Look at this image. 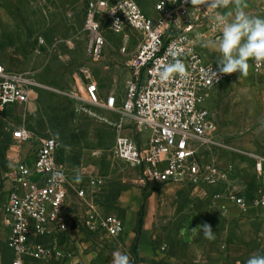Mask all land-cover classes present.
<instances>
[{
    "label": "rangeland",
    "instance_id": "374dc122",
    "mask_svg": "<svg viewBox=\"0 0 264 264\" xmlns=\"http://www.w3.org/2000/svg\"><path fill=\"white\" fill-rule=\"evenodd\" d=\"M136 1L147 15L157 16L155 8L160 0ZM245 2L250 16L264 18L263 2ZM85 6L86 0H0V62L12 72L27 73L34 81L29 103L0 116V205L14 156L7 127L12 122L23 123L35 137L54 136L59 140L58 160L76 184L88 185L92 176L99 178L100 185L89 192L86 201L71 191V212L80 213L94 205L126 221L120 197L128 190L141 189L143 205L135 232L138 238L149 201L156 253L150 264H245L250 255L264 254V207L253 205L243 213L228 196L229 192L238 193L252 203L264 195V67L257 70L250 60L247 77L228 75L207 102L217 116L216 140L222 144L214 149L218 174L227 170L228 176H220L215 184L143 183L138 168L114 155L119 134L136 136L131 118L77 102V96L84 94L87 79L81 69L86 66L103 94H125L129 60L139 35L132 29L114 33L107 24L103 54L97 60L90 59L84 31ZM231 11L233 6L229 5L221 14ZM221 29L216 19L204 18L190 36L195 48L216 66L220 53L204 44L214 41ZM119 122L124 124L123 129L118 128ZM149 134L144 130L141 137ZM27 149L25 146L23 151ZM259 159L261 171L256 168ZM224 208L230 212L223 213ZM203 223L212 226L215 239L192 232ZM71 236L85 241L87 249L82 254L90 258L84 263L77 257L76 264H111L114 252L125 253L122 235L110 238L81 227ZM13 256L0 239V264H11ZM27 264L46 263L29 260ZM133 264L139 261L134 259Z\"/></svg>",
    "mask_w": 264,
    "mask_h": 264
},
{
    "label": "built area",
    "instance_id": "2783aa9c",
    "mask_svg": "<svg viewBox=\"0 0 264 264\" xmlns=\"http://www.w3.org/2000/svg\"><path fill=\"white\" fill-rule=\"evenodd\" d=\"M155 9L157 16L153 17L136 0H86L84 31L90 59L97 60L103 54L107 24L118 34L132 29L140 40L129 60V79L122 97L116 92L103 94L86 66L81 72L87 82L77 102L131 118L137 137L119 134L114 155L138 168L143 183H218L220 176H228V171L218 174L214 149L222 144L216 140L217 116L207 102L228 75H221L216 82L211 68L218 71V66L195 48L190 36L200 20L216 19L222 9L193 8L190 0H160ZM174 50L187 74L162 81L158 72L173 62ZM254 66L260 70L264 62L254 61ZM33 86L27 73L12 72L0 62V116L29 103ZM117 126L123 129L124 124L119 122ZM7 130L12 143L21 146L13 154L0 205V222L7 229L5 242L14 254L11 264H27L29 260L76 264L87 245L76 241L72 232L84 227L92 234L110 238L124 233V219L116 214H105L94 205L80 213L69 210L71 191L86 201L89 192H95L101 182L92 176L88 185L76 184L68 168L58 160L60 142L56 137H35L23 123L12 122ZM144 130L150 133L148 137H141ZM25 146L28 149L24 152ZM256 168L262 170V161H257ZM228 196L243 213L253 205L264 207V195L252 203L238 193L229 192Z\"/></svg>",
    "mask_w": 264,
    "mask_h": 264
},
{
    "label": "clouds",
    "instance_id": "9594fccd",
    "mask_svg": "<svg viewBox=\"0 0 264 264\" xmlns=\"http://www.w3.org/2000/svg\"><path fill=\"white\" fill-rule=\"evenodd\" d=\"M189 2V0H185ZM194 7L205 6L210 10H217L233 6V11L227 15L217 14V21L222 25L221 34L214 41L205 42V47H212L220 53L216 60L218 71H213L211 75L216 82L221 75L239 73L241 76L249 75L250 64L253 60L257 64L264 62V18L250 16L245 9V0H190ZM231 17V19H229ZM173 62L167 64L158 72L162 81L172 79L173 75L186 76V67L179 59L178 51H172ZM56 175H59L58 173ZM56 177L54 176V179ZM77 180L80 177L77 176ZM194 233H202L205 239H215V232L208 223L197 225L191 229ZM111 264H133L132 258L119 251L113 253ZM245 264H264V254H252Z\"/></svg>",
    "mask_w": 264,
    "mask_h": 264
},
{
    "label": "crops",
    "instance_id": "0c3cea01",
    "mask_svg": "<svg viewBox=\"0 0 264 264\" xmlns=\"http://www.w3.org/2000/svg\"><path fill=\"white\" fill-rule=\"evenodd\" d=\"M249 2L253 4L261 2L264 3V0H249ZM119 203L126 210L127 218L126 221L124 219L125 230L122 234L124 240L123 251L130 257L132 256V260H138L139 264H150V261H152L156 257V253L151 239L149 222L151 210L149 201H147L145 206V215L138 238L135 229L137 226L139 211H141L143 205V194L141 192V189L136 188L124 192L120 197ZM222 211L223 213L230 212V210H226V208L222 209ZM6 232V227L0 222V239L6 241ZM87 256L88 255L84 256L82 253H80L78 255V260L84 261V263H86L88 259H90L87 258Z\"/></svg>",
    "mask_w": 264,
    "mask_h": 264
},
{
    "label": "bare ground",
    "instance_id": "6f19581e",
    "mask_svg": "<svg viewBox=\"0 0 264 264\" xmlns=\"http://www.w3.org/2000/svg\"><path fill=\"white\" fill-rule=\"evenodd\" d=\"M79 102L80 101H78V104H79ZM21 149V146H18V145H12V152H13V154L15 153V152H17L18 150H20Z\"/></svg>",
    "mask_w": 264,
    "mask_h": 264
}]
</instances>
